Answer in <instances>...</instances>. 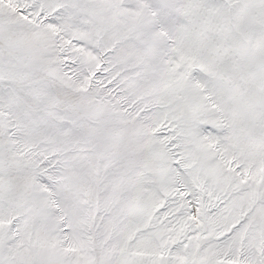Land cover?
Masks as SVG:
<instances>
[{
    "label": "snow or ice",
    "instance_id": "1",
    "mask_svg": "<svg viewBox=\"0 0 264 264\" xmlns=\"http://www.w3.org/2000/svg\"><path fill=\"white\" fill-rule=\"evenodd\" d=\"M0 264H264V0H0Z\"/></svg>",
    "mask_w": 264,
    "mask_h": 264
}]
</instances>
